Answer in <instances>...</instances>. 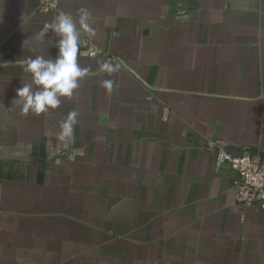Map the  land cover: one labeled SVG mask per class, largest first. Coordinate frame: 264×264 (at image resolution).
<instances>
[{
  "label": "crops",
  "instance_id": "crops-1",
  "mask_svg": "<svg viewBox=\"0 0 264 264\" xmlns=\"http://www.w3.org/2000/svg\"><path fill=\"white\" fill-rule=\"evenodd\" d=\"M82 8L119 61L80 47L74 95L22 112L24 62L58 52L44 24ZM211 140L264 164V0H0V264H264V210Z\"/></svg>",
  "mask_w": 264,
  "mask_h": 264
},
{
  "label": "clouds",
  "instance_id": "clouds-1",
  "mask_svg": "<svg viewBox=\"0 0 264 264\" xmlns=\"http://www.w3.org/2000/svg\"><path fill=\"white\" fill-rule=\"evenodd\" d=\"M89 18L90 12L82 8L79 10L78 22L72 15L60 12L51 22L44 24L39 38L43 39L51 32L56 38L53 45L58 52L55 58L50 56L45 59L38 55L24 62V71L30 74L31 82H23L22 87L17 89L13 106H19L24 113L49 114L50 110L60 107L62 98L74 95L80 82L89 74V70L78 63L82 35L87 34L89 38L96 35ZM103 67L112 70L111 65L105 64ZM112 85L111 80H106L103 86L111 89ZM77 115L75 111L70 112L61 125L58 138L66 145L72 141Z\"/></svg>",
  "mask_w": 264,
  "mask_h": 264
},
{
  "label": "built area",
  "instance_id": "built-area-1",
  "mask_svg": "<svg viewBox=\"0 0 264 264\" xmlns=\"http://www.w3.org/2000/svg\"><path fill=\"white\" fill-rule=\"evenodd\" d=\"M41 13H56L59 0H37ZM81 54L87 57L101 56L106 62H118L115 56H109L92 46L86 39L81 44ZM167 116V109L163 119ZM207 150L212 152L217 167L227 165L236 175L235 202L241 208L256 207L264 210V164L259 154L233 153L225 144L211 140Z\"/></svg>",
  "mask_w": 264,
  "mask_h": 264
}]
</instances>
